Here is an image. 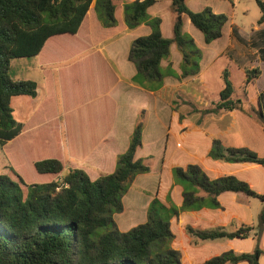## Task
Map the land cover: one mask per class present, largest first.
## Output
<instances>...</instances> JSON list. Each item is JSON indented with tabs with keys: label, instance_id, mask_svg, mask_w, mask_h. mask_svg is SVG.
Returning <instances> with one entry per match:
<instances>
[{
	"label": "trees",
	"instance_id": "obj_1",
	"mask_svg": "<svg viewBox=\"0 0 264 264\" xmlns=\"http://www.w3.org/2000/svg\"><path fill=\"white\" fill-rule=\"evenodd\" d=\"M158 2L160 0H135L123 6L124 22L129 29L144 24L151 29L149 35L133 40L129 49L128 59L136 66L137 82L141 81L139 78L162 80L161 62L169 57L173 45L182 55V77L197 75L203 53L194 39L183 31V20L179 17L188 18L203 34L206 44H211L222 38L228 16L215 13L211 7L194 11L187 0H172L170 10L176 16L173 37L165 38L161 33L162 18L149 14V9ZM255 2L262 13L258 24H262L264 0ZM93 3L95 16L102 28L118 26L114 0H0L1 147L22 131L13 116L12 98L37 96L34 81H18L11 77V61L37 57L45 50L47 60L73 57L70 53L74 41L70 38L78 34ZM52 43H56L54 45L58 49L47 47ZM260 75L258 68L242 69L226 52L218 55L207 71L214 107L210 111L236 108L241 101L235 95L242 91L252 115L264 132L263 106L256 89ZM47 129L20 139L19 149H4L7 157L8 152L13 155L17 152L18 156L11 158L8 173L0 175V264H180L177 252L168 247L165 252L160 251V247L168 246L173 236L169 221L150 211L155 202L150 204L146 221L128 231H121L113 218L123 212V192L137 175L150 171V166L143 160L135 159L141 145V124L136 126L127 151L117 157L115 170L96 180H92L83 169L66 168L65 163L55 156L57 149L48 147L51 144L44 142L33 146L31 139ZM31 150L41 155L31 157ZM210 157L228 163L264 166V158L255 152L247 148H225L218 140L213 141ZM22 158L29 162L36 182L25 180L20 167ZM173 176L175 182L186 179L200 186L206 194L200 197L198 192L187 191L183 187V204L173 215L203 207L219 208L217 197L224 192L264 202V194H258L245 182L233 176L211 180L195 165L186 169L175 168ZM253 231V252H227L203 264H259L260 257L264 255V208L258 216L256 231L252 226H242L232 232L223 229L195 231L187 227L196 243L243 239Z\"/></svg>",
	"mask_w": 264,
	"mask_h": 264
},
{
	"label": "crops",
	"instance_id": "obj_2",
	"mask_svg": "<svg viewBox=\"0 0 264 264\" xmlns=\"http://www.w3.org/2000/svg\"><path fill=\"white\" fill-rule=\"evenodd\" d=\"M133 1L135 0L115 2L118 26L110 29L101 27L95 16L93 3L78 34L70 38L74 41L70 53L73 57L47 60L46 50L36 57L40 75L43 77L42 82L38 83V77L33 80L22 78L21 74L13 77L18 81H34L37 84V96L12 98L13 116L17 124L21 125L22 131L20 135L6 141L4 147L0 146V167L5 170V174L8 173L10 160L17 155V152L14 155L8 152L9 159L4 149H19L20 139L51 126L53 129H47L48 131L60 133L57 145L51 144L57 149L55 156L65 163L66 168L83 169L92 180H96L115 170L117 157L127 151L136 126L141 124V145L135 153V159L143 160L150 166V171L137 175L132 185L154 192V187L150 188L149 181L158 174V197L162 180H167L163 202L168 209L174 206L180 209L183 204V188L175 182L173 170L186 169L189 165L198 166L211 180L233 176L263 195L264 166L254 163H228L210 157L213 141L218 140L225 148H247L264 158V132L255 117L244 109L246 99L238 98L241 103L232 110L210 111L214 107L207 77L211 63L223 52L242 69H254L251 62L246 61L249 60L250 51L260 53V59L264 61V22L258 24L261 17L255 21V25L247 29L243 22L236 20L237 0H187L189 7L194 11L211 7L215 13L228 16L222 38L206 44L203 34L189 19L179 17L183 20V31L191 36L202 50L200 72L195 76L183 78L182 55L173 45L169 57L161 62V70L164 73L162 80L137 82L136 66L128 59L129 49L133 40L149 35L151 29L145 24L132 30L126 26L123 6ZM171 2L172 0H160L149 9L150 16L162 18L161 33L165 38L173 37V25L176 20L170 10ZM54 44L56 43L47 44V47L50 45L51 49H58ZM12 63L13 60L10 70ZM65 66H71L75 70L76 79L91 80V87L87 90L94 92L98 89L100 79L107 75L112 82L111 92H104L99 99L97 96L84 99L78 95L73 99L71 109L61 110V113L56 115L55 102L52 101L51 104L54 110L49 109V98L45 94L55 83L58 86ZM260 71L256 87L264 114V85L260 86L262 66ZM55 97L57 98V91ZM64 102L63 100L61 105ZM15 116H19V119ZM157 164L160 165L158 170ZM217 201L219 208L203 207L179 211L169 219L173 238L168 243V248L179 254L180 264H203L227 252L241 254L254 251V231L243 239H219L197 243L196 238L187 232V227L195 231L223 229L232 232L242 226L253 227L255 224L256 212L252 209L250 198L242 194L224 192L217 197ZM125 204L123 202V212H126L128 207ZM150 204V201L146 200L139 203L128 222L130 225L120 230L125 232L144 223ZM228 227L232 229L227 231ZM262 245L264 247V238ZM259 264H264V255L260 257Z\"/></svg>",
	"mask_w": 264,
	"mask_h": 264
},
{
	"label": "rangeland",
	"instance_id": "obj_3",
	"mask_svg": "<svg viewBox=\"0 0 264 264\" xmlns=\"http://www.w3.org/2000/svg\"><path fill=\"white\" fill-rule=\"evenodd\" d=\"M116 3H120V0H115ZM262 16V13L259 9V7L257 6L255 0H237L236 1V8H235V17L236 20L238 22H243L245 24V26L247 27V29L251 28L253 25H255V21L260 18ZM224 43H222L223 45ZM249 60L246 61H250L251 64L253 65L252 68H258L261 70V66H262V71H263V76L260 79V86L264 85V61H262L260 59L261 55L260 53H255L253 51L249 52ZM67 65V64H66ZM61 68L63 71V65L61 64ZM66 68L64 69V72H61V80L59 81L58 79V86L57 83H55V86L50 87V89L48 90V93L45 94V96H48L49 98V102L47 103V105L49 106V109L54 110L55 107V112L56 115L61 113V110H66V109H71L72 101L73 99L77 98V96H83L84 99L86 98H92V97H98L101 98L104 94V92H108L110 93V87L112 85V82L110 81L109 77L106 75L105 78L100 79V84H98V89H96V92H94V90H87L88 87H91V80L85 79V80H79L76 79L75 76V70L73 68H71V66H65ZM57 72V71H56ZM106 72V71H105ZM60 73V72H59ZM17 74H21L20 77L24 78V77H28L31 78V80L35 79V77H38V83L42 82V76L40 75L39 72V67H38V63H37V58L36 57H29V58H19V59H14L13 63H12V68L10 70V75L11 77H16ZM139 80H142L139 78ZM88 81V82H87ZM90 81V82H89ZM97 82V80H95ZM137 81V80H136ZM257 81V80H256ZM40 85V84H39ZM49 85V84H48ZM95 85V83H94ZM46 88V87H45ZM257 89V87H256ZM57 91V98L55 97V93ZM258 92V91H257ZM202 95V94H201ZM203 97V95H202ZM235 97L238 98H243L246 99L243 92H239L235 95ZM63 100L65 101L63 104L65 105H61V103L63 102ZM247 100V99H246ZM52 101L55 102V106L52 107ZM68 101V102H67ZM245 105H243L244 109L247 110L249 112V114L251 113V109L249 107V102L248 100L244 103ZM48 110V108H47ZM49 112V110L47 111ZM16 119H19V116L17 118V116H15ZM59 136L60 133L57 132H51V131H43L40 132L39 134L36 135V137L31 139V143H33V146H37L40 143H46L47 145H50L53 143V145H57V141L59 140ZM65 133H63V140ZM65 146V142H63V147ZM49 148H53L52 145L48 146ZM47 150V154L48 153V148L45 147ZM45 151V152H46ZM252 151V150H251ZM27 153L28 150H27ZM95 153V151L93 152V154ZM256 153V152H255ZM2 154V153H0ZM46 154V155H47ZM31 157H39L40 154H37V152H35V150H31L30 152ZM21 165L20 167H22V173L23 176L25 178V180L29 183H33L36 182V178L34 177V172L32 170V168L29 165V162L26 160V158H22L21 159ZM153 167V166H152ZM156 167V166H155ZM158 167H160V165L157 164V168L156 170H158ZM5 170L0 167V175L5 174L4 172ZM157 177L158 174L154 177L153 180H150V188H152L153 191H148V190H144L138 186L132 185L133 182L131 183V185H129L127 187V190H125L122 194V205L123 202H125V206L127 207L126 212H121L120 215L116 214V217H113L115 220V223L117 225V227L119 229H126V227L128 225H130L128 222L130 221V218L132 217V214L134 212V210L136 209V206L139 205V203L143 202V201H150V203H153L152 206L150 207V211L151 212H157V216L161 217L162 219H164L165 221H169V219L172 217V213L175 212V210H178V207H173L172 209H168V207L164 204L163 202V195H164V189H166V185H167V180L163 179L162 183H161V189H160V196H156V192H157ZM164 178V177H163ZM148 181H145V183H147ZM179 186H181L182 188L185 187L187 189V191H194V192H198V195L201 197L203 196L204 192L202 190V188L198 185L192 184L190 181L186 180V179H179L178 182H176ZM149 189V188H146ZM25 190V188H24ZM124 200V201H123ZM251 201V205H252V209L254 212H256V220H255V224L253 225V227L256 228L258 226V216L261 212V210L264 208V202L260 201L259 199L256 198H250ZM207 202V201H205ZM149 208V207H148ZM230 227L227 228V231H230ZM168 246H163L160 247V251L161 253L165 252ZM157 250V248L155 249ZM158 251V252H160ZM210 252H208L207 255H209ZM202 255H204L202 253Z\"/></svg>",
	"mask_w": 264,
	"mask_h": 264
}]
</instances>
